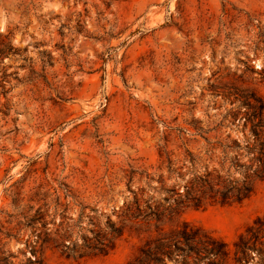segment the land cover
<instances>
[{"label":"rangeland","instance_id":"obj_1","mask_svg":"<svg viewBox=\"0 0 264 264\" xmlns=\"http://www.w3.org/2000/svg\"><path fill=\"white\" fill-rule=\"evenodd\" d=\"M232 85L264 99V0H0V258L24 263L36 228L119 222L135 170L177 185L182 119L224 112L217 94ZM263 216L264 183L180 220L222 238L235 264V241ZM155 235L135 227L106 257L44 258L130 264Z\"/></svg>","mask_w":264,"mask_h":264},{"label":"trees","instance_id":"obj_2","mask_svg":"<svg viewBox=\"0 0 264 264\" xmlns=\"http://www.w3.org/2000/svg\"><path fill=\"white\" fill-rule=\"evenodd\" d=\"M219 89L217 96L223 100L220 108H225L224 112L183 118L184 126L178 128L177 185L165 187L166 179L161 176L162 186L154 187L155 177L149 170L133 171L130 195L115 212L119 222L108 218L107 224L101 225L92 217L93 228L81 227L78 232L70 225L55 231L36 228V239H28L25 244L32 256L20 264H47V250H57L67 259L106 257L128 229L141 226L155 228L157 235L140 248L130 264H230L231 250L222 238L180 220L191 208L241 205L264 183V99L250 88L232 85ZM169 163L168 169L174 171ZM65 188L67 198H74L70 195L74 189L68 184ZM155 189L168 196L157 199L150 194ZM44 218L39 211L31 220L37 224ZM175 222L166 229L167 224ZM234 247L235 264H259L258 257L264 263V216L247 227ZM10 258L12 255L0 258V264H15Z\"/></svg>","mask_w":264,"mask_h":264}]
</instances>
